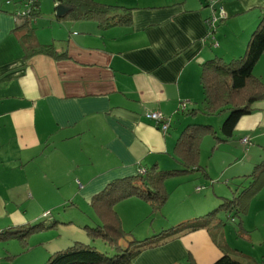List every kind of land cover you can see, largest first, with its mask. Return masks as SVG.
Listing matches in <instances>:
<instances>
[{
	"label": "crops",
	"instance_id": "crops-1",
	"mask_svg": "<svg viewBox=\"0 0 264 264\" xmlns=\"http://www.w3.org/2000/svg\"><path fill=\"white\" fill-rule=\"evenodd\" d=\"M25 1L0 0V234L56 224L31 235L35 244L28 241L27 250L17 237L0 240V264H42L83 232L89 242L85 227L99 224L94 195L138 172L182 168L173 149L183 128L219 129L223 118L215 123L200 111L179 112L180 101L202 108L204 63L242 56L264 18V0H216L226 18L211 33L208 0H93L116 7L105 17L119 23L103 26L65 16L71 6L57 16V0H36L26 44L27 20L19 15ZM39 47L49 52H35ZM252 109L229 141L202 139V171L167 178L158 213L137 197L115 204L130 239L121 249L180 228L132 264H214L223 255L254 264L243 243L264 245V179L257 187L249 177L264 152V97ZM146 111L170 117L168 131L147 120ZM230 200L228 210L219 207ZM102 243H95L99 251ZM257 261L264 264V255Z\"/></svg>",
	"mask_w": 264,
	"mask_h": 264
},
{
	"label": "trees",
	"instance_id": "trees-1",
	"mask_svg": "<svg viewBox=\"0 0 264 264\" xmlns=\"http://www.w3.org/2000/svg\"><path fill=\"white\" fill-rule=\"evenodd\" d=\"M58 5L71 6L67 17L80 19H97L103 26H112L119 23L112 17H105L116 7L99 4L93 0H57ZM216 1V0H215ZM210 7V0L207 3ZM31 10L29 15L24 16L27 20L24 25V40L26 44L32 43L33 35L30 34V25L28 20L38 13ZM63 16V17H65ZM30 21V20H29ZM222 20L219 21V23ZM216 24V27L219 25ZM29 25V26H28ZM216 30V29H215ZM47 47V46H46ZM39 47L35 52H46L49 50ZM44 50V51H43ZM31 52V46H30ZM264 53V18H262L253 30L246 44L245 52L242 56L233 58L227 62H220L216 58L204 63L200 76V83L204 94V106L202 108L184 107L180 101L177 111L185 112L187 115H195L197 112H203L207 117L226 114L219 126L217 133L215 128L208 123H191L186 125L176 139L173 154L181 163L182 168L171 170L146 171L144 174L137 173L135 176L118 181L117 184H110L104 190L94 195L90 201L93 213L99 220L96 227L85 228L87 235L91 239H99L111 250V253L101 252L94 246L80 241L73 242L65 249L51 253L42 264H132L134 259L148 248H154L164 244L170 237L178 234L180 228L171 231H162L159 235L145 239L135 244L132 248H120V240L128 238L129 234L121 225V220L114 210L117 202L137 197L151 207V213H158L167 200L168 194L165 190L164 182L167 178L184 174L190 171H202L199 164L200 144L205 136L211 135L216 142H227L235 134L236 124L239 119L249 115L252 109V103L264 97V81L253 74V68ZM162 114V113H161ZM163 115V114H162ZM165 116V115H163ZM168 117V116H166ZM168 131L171 118H167ZM159 128V127H158ZM163 132V131H162ZM243 139H247L243 142ZM244 144L249 143V137L241 138ZM249 177L252 178L250 184H256L257 187L262 184L264 179V152L258 163L253 166ZM234 201L224 202L219 205L222 209L228 210ZM229 206L228 209L226 207ZM214 213V212H212ZM46 216V215H43ZM55 223L46 225L43 223L35 224L26 228L11 229L0 234V240L17 237L23 248L28 249L29 237L44 229L51 228ZM214 264H242L229 255L221 256Z\"/></svg>",
	"mask_w": 264,
	"mask_h": 264
},
{
	"label": "rangeland",
	"instance_id": "rangeland-1",
	"mask_svg": "<svg viewBox=\"0 0 264 264\" xmlns=\"http://www.w3.org/2000/svg\"><path fill=\"white\" fill-rule=\"evenodd\" d=\"M262 60H260L259 61V64H258V66H257V68L253 71V74L254 75H256V76H262L263 78H264V58H261ZM225 119L226 118V114H221V115H218V116H215L214 118H211V120H214V122L216 123L219 119ZM206 121H208L207 119H206ZM210 122V121H209ZM223 122V121H222ZM222 122L220 123V124H222ZM214 128V127H213ZM216 131H217V133L218 134H220V132H219V130H218V128L216 127V129H215ZM235 132V131H234ZM236 133V132H235ZM208 139H213V137L211 136V135H208ZM220 150H221V148H220ZM221 152H223L222 150H221ZM234 192H235V190H233V194H234ZM46 194L48 193V192H45ZM33 195H34V197H35V192H33L32 193ZM71 204L70 203H67V205H66V207L68 206H70ZM221 208H223V207H221ZM229 208V206H227L226 207V209H228ZM228 213L227 212H224V211H221V212H219L218 213V217L219 218H221V219H223V222H225L226 220H228V221H226V224H229L230 225V219H229V217H227L226 218V215H227ZM250 219V218H249ZM237 223V222H236ZM236 223H232V225H233V229H235V231H236ZM80 226V225H79ZM75 227H78V225L77 224H75ZM80 227H82V226H80ZM91 228H92V226H91ZM70 229V228H69ZM73 229V228H72ZM73 230H75L76 231V229H73ZM78 232V231H77ZM76 232V233H77ZM38 233V232H37ZM34 234H36V233H34ZM33 235V234H32ZM37 235H39V234H37ZM37 235H34L33 237H35V236H37ZM257 235V233H255L253 236H256ZM154 235H152L151 237H153ZM150 237V238H151ZM30 238V237H29ZM80 238H82V239H80L79 241L80 242H83V243H85V244H89V245H92V246H96V242L97 241H100V240H97V239H88L89 240V242H87V241H85L84 240V238H86V234H84V232L83 233H81L80 234ZM143 240H145L144 238L141 240V241H143ZM28 241H29V239H28ZM33 242H35V238H32L30 241H29V244L30 245H34L35 243H33ZM93 242H94V244H93ZM233 242V241H232ZM101 243H102V241H101ZM241 243V242H240ZM120 244H124V246L125 247H127L128 246V238H125V239H122V240H120ZM243 245L248 249V251H244V253L245 254H249L251 257H252V261L251 262H253L254 264H258L257 262H260V261H257V260H259V258H260V255H264V245H262V247H260V245L259 244H254V246H255V249H251V248H249V244H248V242H246V243H243ZM29 247V246H28ZM97 247V246H96ZM95 247V248H96ZM104 247H105V250H104ZM132 248V247H131ZM97 250H99L98 249V247L96 248ZM109 248L106 246V245H104L103 243L102 244H100V251L101 252H103V251H105V252H107V250H108ZM250 249V250H249ZM27 250V249H26ZM28 252H30V253H32L31 252V249L28 251ZM27 252V253H28ZM253 258L256 260V262L253 260Z\"/></svg>",
	"mask_w": 264,
	"mask_h": 264
},
{
	"label": "built area",
	"instance_id": "built-area-1",
	"mask_svg": "<svg viewBox=\"0 0 264 264\" xmlns=\"http://www.w3.org/2000/svg\"><path fill=\"white\" fill-rule=\"evenodd\" d=\"M211 4H214V2H216L215 0H210ZM37 6V1L36 0H26L23 4H22V9L21 11H19V15H21L22 17L29 15L31 10H35ZM20 16V17H21ZM226 15L222 9V7H218L217 11L213 12V15L208 19L207 24L210 28V32L213 33L216 29V24L219 23L220 20L225 19ZM215 43V42H214ZM186 102H182L181 106L184 107V104ZM144 117L147 120H152L157 127H159V130H161L162 133H165V129L167 128V118L166 116H163L160 112L158 111H146L144 113ZM243 142H246L247 139H243ZM140 173V172H139ZM44 215H47L46 213H44Z\"/></svg>",
	"mask_w": 264,
	"mask_h": 264
},
{
	"label": "water",
	"instance_id": "water-1",
	"mask_svg": "<svg viewBox=\"0 0 264 264\" xmlns=\"http://www.w3.org/2000/svg\"><path fill=\"white\" fill-rule=\"evenodd\" d=\"M68 9H70V7L63 6V5H58V6H57L56 15H57V16H61V15L64 14Z\"/></svg>",
	"mask_w": 264,
	"mask_h": 264
}]
</instances>
